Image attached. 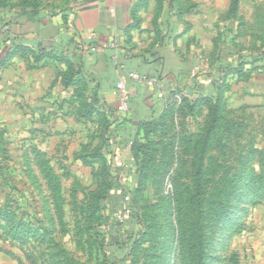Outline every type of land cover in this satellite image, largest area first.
I'll return each instance as SVG.
<instances>
[{
    "label": "rangeland",
    "instance_id": "obj_1",
    "mask_svg": "<svg viewBox=\"0 0 264 264\" xmlns=\"http://www.w3.org/2000/svg\"><path fill=\"white\" fill-rule=\"evenodd\" d=\"M187 1L196 5L189 24L202 49L199 57L204 66L213 39L221 41L225 35L233 41L231 47L252 60L240 75L230 73L225 79L221 104L226 120L217 132L221 140L210 143L205 159L208 168L219 161L234 167L248 151L257 149V161L248 163L250 179L254 170L264 167V0H236L235 9H229L234 0ZM151 2L153 10L147 8ZM53 4L64 6L63 0ZM150 12L153 20L156 0H148L136 14L150 18ZM2 16L12 13L0 9ZM54 74L18 57L0 68V206H6L9 214L8 220L0 216V264L105 261L101 243L108 240L103 238L106 230L98 233L93 228L101 220L87 219L91 191L102 188L97 174L102 166L88 159V153L102 146L98 133L103 123L96 113L94 120L78 121L73 104H60L67 91ZM189 108L183 102L176 116L149 140L144 155L148 177L139 194V213L146 219L143 225L127 220L133 237L126 248L141 237L139 230L146 226L150 232L141 238L134 255L124 253L125 264H264V190L239 188L246 173L239 172V191L221 219L214 220L218 212L209 213L202 199L193 213L194 226H179L174 218V188L195 183L194 155L199 150L185 139L176 144L172 128L196 134L205 124L206 108L198 107L202 111L195 115ZM112 164V175L118 177L120 170ZM209 173L201 174L206 200L212 186ZM178 198L189 199V195L182 192ZM183 231L194 234L182 240L178 234Z\"/></svg>",
    "mask_w": 264,
    "mask_h": 264
},
{
    "label": "trees",
    "instance_id": "obj_2",
    "mask_svg": "<svg viewBox=\"0 0 264 264\" xmlns=\"http://www.w3.org/2000/svg\"><path fill=\"white\" fill-rule=\"evenodd\" d=\"M79 1L85 2L88 0ZM146 2L148 3V0H138L133 5L131 9V16L134 19L133 26H139L140 18L136 13L139 8L146 6ZM63 3L65 6L69 3V0H63ZM236 5V0L232 1L229 9L233 8V6L235 9ZM195 6L188 3L187 0H156V15L152 20L156 40L160 38L164 30L163 27L169 23L168 19H166L168 15H173L181 20L195 13ZM57 7L61 6H55L50 1L45 0H0V9H6L7 13H12L10 17H0V68L8 66L11 60L17 57L24 59L27 63L31 61L32 67L35 69L51 66L55 69V80L67 91L62 95L60 104L66 102L73 104L76 107L73 110V114L77 117L78 121L94 120V114L99 115L103 123L98 133L102 146H100V149L97 148L90 151L88 159L100 162L102 166L101 170L97 172L102 188L100 191H91L90 205L88 204L90 206V211L88 209L90 214H88L87 219L101 220L93 228L98 233L103 232V228L106 230V233L103 232V238H108L105 241L107 243H101V248L104 252V264H125L124 253H127L125 254L127 256L134 255L136 246L141 241V238L146 237L150 232V228L145 226L144 230H139L141 237L131 242L132 247L129 250L126 248V242L131 241L133 237V231H130L126 226L127 220L130 219L131 221H135L136 224L143 225V221L146 219L144 215L139 213V194L142 191L143 181L148 177L144 155L148 151L149 140L155 134L154 132L159 129L158 127L164 126L167 120H172L176 116L183 102L189 104L190 114L195 115L196 112L202 111L200 108L197 109L201 106L206 108V114L205 120H203L205 124H201L196 129V134L188 133L187 131L180 132L178 131V126L172 128L175 132L171 139L176 138V144L185 139L189 143H194V146L199 150L194 155V159L198 163L193 174L195 183L193 185L191 183L192 186L183 184L184 186L178 185L174 188V218L177 224L182 226L185 223V225L190 227L194 226L195 216L193 213L196 207L199 206L201 199L207 201L209 213L215 214L214 212H218L216 215H213L214 220H218L224 216L232 197L239 191V188L244 190L250 187L264 190V167L254 170V174L250 176V179L246 173L248 171V163L250 161H257L259 154L257 149L248 151L244 161L236 164L237 166L234 167L231 163L222 164L221 161L210 168H208V164L207 166L205 165V159L208 156V146L212 141L220 139L217 132L222 131L221 127L224 126L226 120L225 116L222 115L223 109L221 104L222 87L225 79L230 73L240 75L246 65L253 64L252 60L249 61L250 57L231 47L233 42L231 39L229 42L226 35L221 41L219 38H215L212 41L213 47L211 49L208 48L207 65L214 70L215 74L212 76L206 89L197 80H194L192 87H183L189 96L183 93V89L175 88L163 97L165 108L159 116L131 124L129 116L115 115L111 109L99 105L96 91L89 86V82H91L90 77L85 73L81 63L70 58L61 43L54 44L47 49L40 44L25 43L17 36L12 35V27L19 19L24 18L34 21L37 20V16L42 10H45L49 14H55ZM70 10V7H66L59 10V12L63 13L64 19L67 20ZM187 25L191 26L190 24ZM202 55H206L205 51H202ZM253 59L256 60V56ZM246 70L248 69L245 68L244 71ZM228 123H232V121ZM115 144L128 146L132 165L128 173L133 177L130 186L122 184L119 181V177L112 175V156L114 155L113 146ZM225 155L226 152H224L223 156ZM238 165H240V168ZM49 171L52 173V170ZM203 172L207 174L210 172L209 174L212 178V180H209L212 186L211 190H208L209 193L207 195L208 198L210 197L208 200L204 198L206 192L201 189V174ZM239 172L246 173V175L240 178V182L242 183L238 186ZM51 176L53 177L54 175L51 174ZM237 186L239 187L238 189H236ZM192 188L194 192L190 194L189 190ZM182 192L187 193L189 199H179L180 197L178 198V196ZM126 210H128V213L124 214L123 217H127L119 220L118 216L122 215ZM0 216L3 220H8L9 214L6 206H0ZM193 234L183 231V234H178V237L184 240L185 236H190L191 238ZM197 236L200 241L201 234ZM103 238L102 240H104ZM198 259L202 260L199 256Z\"/></svg>",
    "mask_w": 264,
    "mask_h": 264
},
{
    "label": "crops",
    "instance_id": "obj_3",
    "mask_svg": "<svg viewBox=\"0 0 264 264\" xmlns=\"http://www.w3.org/2000/svg\"><path fill=\"white\" fill-rule=\"evenodd\" d=\"M135 1L69 0L67 5L57 7L55 14L42 10L37 20L19 19L12 27V35L25 43L40 44L47 49L61 43L70 58L81 63L90 77L89 86L96 91L99 105L111 109L115 115L129 116L130 123L135 124L159 116L165 108L163 97L169 91L181 88L189 96L184 86L192 87L197 80L206 89L215 74L199 60L202 49L191 34L192 26L187 25L189 16L179 20L168 15L169 23L156 40L152 12L150 18L138 15L140 24L133 26L131 9ZM152 3L147 7L149 10L154 9ZM66 7L71 9L67 20L59 12ZM92 47L95 50L92 51ZM47 67L55 73L53 67ZM126 71L155 77L158 87H149L128 78ZM123 76L129 110L119 113L115 85ZM158 91L163 93L162 97L157 96ZM113 151L114 167L120 170L119 181L130 185L133 177L128 173L132 167L128 146L115 144Z\"/></svg>",
    "mask_w": 264,
    "mask_h": 264
},
{
    "label": "built area",
    "instance_id": "obj_4",
    "mask_svg": "<svg viewBox=\"0 0 264 264\" xmlns=\"http://www.w3.org/2000/svg\"><path fill=\"white\" fill-rule=\"evenodd\" d=\"M91 50L92 51L95 50V47H92ZM125 75L126 77L131 78L137 82L144 83L149 87H158V80L155 77H149L143 73H138L135 71H126ZM115 87L118 95L117 111L119 113H126L129 110V106H128V92H127V87L125 85L124 76L119 78V80L116 82ZM157 96L162 97L163 93L161 91H158ZM126 213H128V210H126L122 215H119L118 219L122 220L123 215Z\"/></svg>",
    "mask_w": 264,
    "mask_h": 264
}]
</instances>
